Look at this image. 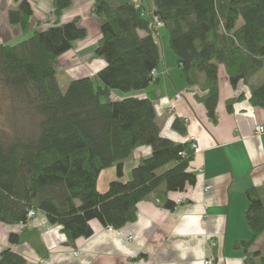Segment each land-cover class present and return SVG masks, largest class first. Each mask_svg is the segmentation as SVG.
Segmentation results:
<instances>
[{
	"label": "trees",
	"instance_id": "1",
	"mask_svg": "<svg viewBox=\"0 0 264 264\" xmlns=\"http://www.w3.org/2000/svg\"><path fill=\"white\" fill-rule=\"evenodd\" d=\"M71 4L55 0L54 13ZM93 12L102 20L95 54L106 66L66 89L57 78L58 60L88 34L76 21L0 46V84L23 103L22 118H37L31 128L10 121V133H0V223L27 225L31 210L41 212L62 228L69 244L92 237L93 221L113 230L135 222L138 205L152 196L173 210L169 195L196 185L191 141L163 138L154 102L130 96L160 81L152 73L162 62L161 31L169 36L185 84L206 92L199 100L210 120L217 121L221 66L232 88H249L251 104L264 109V82L252 84L264 74V0H95ZM32 15L24 1L9 20L26 29ZM153 16L163 27L152 26ZM246 94L229 101V111ZM172 129L186 134L180 119ZM144 146L152 154L124 182L126 161ZM112 167L117 179L100 193V175ZM246 196L252 235L235 248L245 264H264V251L254 250L264 235V186L250 187ZM9 242L19 245L22 236L11 234ZM0 264L33 263L7 248Z\"/></svg>",
	"mask_w": 264,
	"mask_h": 264
},
{
	"label": "crops",
	"instance_id": "2",
	"mask_svg": "<svg viewBox=\"0 0 264 264\" xmlns=\"http://www.w3.org/2000/svg\"><path fill=\"white\" fill-rule=\"evenodd\" d=\"M24 1L33 11L26 29L12 25L9 20L10 12ZM137 1L150 5V0ZM71 2L69 8L56 15L55 0H0V46L16 45L35 32L73 21L87 30V37L76 41L72 50L58 60L57 78L63 89L68 87L69 81L95 76L106 66L95 54L102 25V20L93 12L95 0ZM165 42L169 43V36L161 31L160 48ZM168 61L164 50L157 69L160 81L130 96L154 102L163 138L198 143L200 151L192 163L197 172L196 185L188 187L184 193L169 195L173 202L177 197L186 196L188 203L170 210L163 201L158 199L157 202L152 196L138 205L135 222L110 231L93 221V236L78 239L74 244L68 243L60 226L51 225L45 214L38 212L27 225L0 223V255L12 248L33 264H202L212 256L217 264H245L244 254L235 248V243L252 235L246 222L247 190L264 186V133H255L257 125H264V109L251 104L246 89L234 90L221 66L217 121L213 122L199 100L206 92L198 86L188 87L177 59L172 61L173 68L168 66ZM241 93H247L246 97L236 101L229 111L228 102ZM178 95L181 97L177 98ZM124 96L116 94L115 97ZM175 119L184 121L185 135L172 129ZM151 154L150 147L138 148L125 163L123 181H128L132 169ZM116 179V167L103 171L98 191L107 192ZM207 187L210 189L206 190ZM11 234L21 235L22 243L11 245ZM213 243L216 246H212ZM258 249L264 251V235L254 247Z\"/></svg>",
	"mask_w": 264,
	"mask_h": 264
},
{
	"label": "rangeland",
	"instance_id": "3",
	"mask_svg": "<svg viewBox=\"0 0 264 264\" xmlns=\"http://www.w3.org/2000/svg\"><path fill=\"white\" fill-rule=\"evenodd\" d=\"M160 49L162 52V58L165 50V56L167 60H169L168 66L173 68L174 65H172V61L175 62L176 58L173 52L169 48V43L168 42L161 43ZM166 74L167 72L164 73L163 75L166 76ZM70 82L71 81H69V84ZM262 82H264V74L261 75L256 80H254L252 84L255 85L257 83L259 84ZM242 88L249 90V88L247 87H242ZM10 91L11 90L7 89V87L0 84V133L4 136H6L7 133H10L11 131V125H9L10 121H13V123L17 121L19 125L23 124L28 126V128L33 127V125L37 122V118L35 117L32 118V116H28V118L21 117L22 116L21 113L27 111L24 110L22 105L23 103H21V101L16 100V97L14 98L15 94L13 95ZM13 114H15V116H13Z\"/></svg>",
	"mask_w": 264,
	"mask_h": 264
},
{
	"label": "built area",
	"instance_id": "4",
	"mask_svg": "<svg viewBox=\"0 0 264 264\" xmlns=\"http://www.w3.org/2000/svg\"><path fill=\"white\" fill-rule=\"evenodd\" d=\"M152 26L155 29H159V28L163 27V24L161 23V21L157 17L153 16ZM152 75H153V77H158L159 73H158V71H154L152 73ZM180 97H181L180 95L177 96V98H180ZM255 133H256V135L263 134L264 133V125H257L256 129H255ZM191 148L195 152V155L200 151L199 145H198V143L195 140L191 141ZM200 171L202 172L203 170H200ZM209 189H210V187L206 188V190H209ZM157 202H159V200ZM174 203H175L176 206L181 205V204H186V203H188V198L186 196L177 197V198L174 199ZM35 216H36V212L34 210H31L28 213L27 217H28L29 220H32V219L35 218ZM109 230L112 231V228H109ZM212 246H216V243H213ZM202 264H217L216 258L213 257V256L209 257V258L205 259L202 262Z\"/></svg>",
	"mask_w": 264,
	"mask_h": 264
}]
</instances>
